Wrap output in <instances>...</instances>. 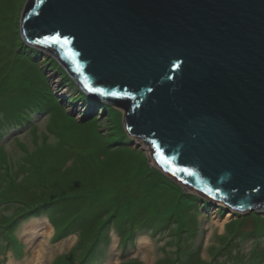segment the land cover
<instances>
[{"label":"rangeland","instance_id":"374dc122","mask_svg":"<svg viewBox=\"0 0 264 264\" xmlns=\"http://www.w3.org/2000/svg\"><path fill=\"white\" fill-rule=\"evenodd\" d=\"M28 1L0 0V264H264V211L238 213L162 175L123 109L83 94L52 54L23 42ZM82 194L92 205L82 201L75 224L71 209L55 214ZM99 207L110 212L101 225L88 221ZM26 208L31 218L13 217ZM40 219L51 235L34 233ZM85 229L96 236L83 238L93 246L82 263L81 248L68 255Z\"/></svg>","mask_w":264,"mask_h":264},{"label":"water","instance_id":"95a60500","mask_svg":"<svg viewBox=\"0 0 264 264\" xmlns=\"http://www.w3.org/2000/svg\"><path fill=\"white\" fill-rule=\"evenodd\" d=\"M21 34L175 181L264 211V0H29Z\"/></svg>","mask_w":264,"mask_h":264},{"label":"trees","instance_id":"16d2710c","mask_svg":"<svg viewBox=\"0 0 264 264\" xmlns=\"http://www.w3.org/2000/svg\"><path fill=\"white\" fill-rule=\"evenodd\" d=\"M54 64H55V61L53 60L52 61ZM65 72V71H64ZM54 108V107H53ZM55 110L54 111H58L59 109H57V108H54ZM23 119H25V118H23ZM80 161H81V163L83 162H85L86 161V159L84 158V157H80ZM86 163H89V162H87L86 161ZM84 167H85V165H84ZM70 179V178H75V174H74V171L72 170V168H70V169H67L65 172H63V174H62V180H64V179ZM57 181H58V179H56ZM56 183V182H55ZM42 189H43V196H46V194H48L49 196H51V197H54V193H51V190H50V186H48L47 185V180H46V185L44 184V186H42ZM84 194H86V193H84ZM84 194H82L81 196H71V197H69L68 199V201H69V204L67 205V206H69V207H66V206H62L61 208H59L58 210H55L54 212H55V214L57 215V214H59L60 212H59V210H68V209H71V211H70V213H71V216H70V218L67 220V221H65V222H69V221H73V220H75V222L73 223V224H75L76 223V221L77 220H79V218H80V215H79V213H80V208H81V206H82V201L84 200V199H89L90 201V204L89 205H87V211H89V209H90V205H92V197H89L88 195H84ZM41 199H46V201H47V199H48V197L46 196V198L45 197H41ZM42 202H44V201H42ZM46 205H50V206H52L53 205V201H48L47 203H45ZM45 204H39L40 205V207H43ZM39 205H37V206H34V207H38ZM104 207V206H103ZM32 208V207H31ZM31 208H26L25 210L23 209L21 212H19V213H16V214H14L13 215V217H15V219L17 220V219H20V217H22L24 214L25 215H28V218H31L32 217V214H30V213H26V212H28V211H30V209ZM103 210V211H102ZM69 211V210H68ZM110 212L109 211H105L104 212V209L103 208H101V207H99L98 208V212H96V215L94 216V218H95V220L94 219H89L88 221L90 222V221H95L96 223H99L100 225L102 224V222L110 215L109 214ZM30 214V215H29ZM24 215V216H25ZM79 216V217H78ZM82 216V215H81ZM28 218H26V219H28ZM239 218H242V217H239ZM15 220V221H16ZM23 220V219H22ZM85 221H87V220H85ZM233 222L234 221H231L230 223H228L225 227L227 228L228 226H230V225H232L233 224ZM65 225H63V227H64ZM80 227H81V225H80ZM90 236H91V239L93 238V237H95L96 235L95 234H93V232L90 230V229H85L84 230V233H83V236H82V232H80V242L77 244V246L76 247H74V249L69 253V255H68V257H70V256H73L74 254H75V251L77 250V249H79V248H81V251H82V253H81V255H80V259L79 260H81V262L83 263L86 259H87V257H88V254H89V252H90V250L89 251H87V249H88V247L89 246H93V244L92 243H90L89 244V242H86V241H84L83 240V238H85V237H89L90 238ZM221 238H223V236L221 237ZM81 244V245H80ZM91 246V247H92ZM125 264V263H124ZM131 264H138V263H136V262H131Z\"/></svg>","mask_w":264,"mask_h":264},{"label":"bare ground","instance_id":"6f19581e","mask_svg":"<svg viewBox=\"0 0 264 264\" xmlns=\"http://www.w3.org/2000/svg\"><path fill=\"white\" fill-rule=\"evenodd\" d=\"M57 85V83H55ZM144 146V145H143ZM147 154L149 155L150 158L152 157V150L150 148H147ZM154 162V160H153ZM155 163V162H154ZM198 194V193H197ZM199 195V194H198ZM201 195V194H200ZM41 221H38L37 224L32 226V229L34 230V233L36 235H42V236H49L52 234L53 228L48 224L47 221L40 219ZM32 262H35V264H40V260L38 259V256L36 255L35 259H33L31 262L28 264H32ZM45 263V262H43Z\"/></svg>","mask_w":264,"mask_h":264},{"label":"snow or ice","instance_id":"6c2138e0","mask_svg":"<svg viewBox=\"0 0 264 264\" xmlns=\"http://www.w3.org/2000/svg\"><path fill=\"white\" fill-rule=\"evenodd\" d=\"M45 40L52 41L53 43H59L61 40V37L59 35L46 37ZM37 43H44V41H37ZM64 43L67 44V39L64 40ZM91 90V89H90Z\"/></svg>","mask_w":264,"mask_h":264}]
</instances>
